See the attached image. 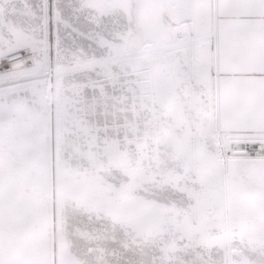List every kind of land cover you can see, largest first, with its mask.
<instances>
[{
	"label": "snow or ice",
	"instance_id": "1",
	"mask_svg": "<svg viewBox=\"0 0 264 264\" xmlns=\"http://www.w3.org/2000/svg\"><path fill=\"white\" fill-rule=\"evenodd\" d=\"M0 264H264V0H0Z\"/></svg>",
	"mask_w": 264,
	"mask_h": 264
}]
</instances>
